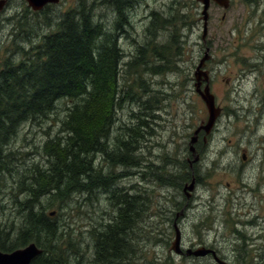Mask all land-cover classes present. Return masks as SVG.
Segmentation results:
<instances>
[{"label":"rangeland","instance_id":"rangeland-1","mask_svg":"<svg viewBox=\"0 0 264 264\" xmlns=\"http://www.w3.org/2000/svg\"><path fill=\"white\" fill-rule=\"evenodd\" d=\"M116 1L118 3L109 0L107 5L92 6V0H61L49 10L46 7L40 14L31 15L32 10L27 7L25 0H8L0 10V67L7 61L14 63L20 61V55L11 54L12 50L9 52L13 47V45L11 47L13 39L16 38V43L20 45L25 41L29 44L27 38H40L54 31L57 22L66 12L74 14L85 5L84 7L95 16L91 21L92 26H100L96 37L103 44L106 43V47L113 48L122 65L132 61L130 69L133 78L138 77L139 80L146 78L150 93H154L158 98L157 110L161 115L158 118L153 117L152 120L157 119L161 125L160 127L154 125L155 132L152 138L165 145L160 143L156 145L154 139L146 140L148 135L145 134L142 138L145 151L141 149L142 151L136 152L137 154L144 152L145 155H142L144 160L150 157L157 164H165L168 161L164 154L157 155L162 153L163 149L183 161L187 141L200 121L207 117L204 104L194 90L196 75H202L203 78L205 70H211L212 93L215 95L216 103L224 107L225 114L217 121V129L212 132L201 153L200 164H194L199 168V175L205 170L211 173L208 178H204L205 185L197 183V188L195 187L189 199H186L187 191L183 193L176 185L162 182L158 186H151L154 181L142 182L140 187L144 189L145 212L141 216L142 219L137 222L136 231L139 232L140 238L129 264H218L210 254L187 256L170 251L175 233L172 223L180 229V244L184 250L186 247L196 249L203 246L214 249L221 259L230 264H264V193L259 196L260 188L255 196L254 190L248 197L242 199L239 196L241 187L238 186L239 180L252 181L257 172L264 178V100L246 99L243 94H239L241 89L238 88L242 70L252 69L258 59L264 58V0H257L258 9H255L256 0H231L227 8L209 4L210 19L204 35L205 40L207 36V49L204 50L200 39L203 20L201 18L198 20L201 10L197 0H177L178 4L174 5L177 6L176 9L174 8L172 14L166 17L170 18V23H161L156 27L155 34L150 30L149 23L152 20L140 16L144 13V8L148 12L149 8H159L161 0H142L136 11L129 13V17H123L120 13L126 4L120 5L122 0ZM103 9L111 12L106 13ZM176 10L179 15L177 20ZM16 14L21 15L18 23L12 19ZM173 34H176L175 37ZM171 36L174 39L169 44ZM166 44L171 47L169 51L172 54L168 61L157 54H152L154 48L159 50V46ZM165 52L167 51H163L164 56ZM205 55L204 64L198 69L200 60ZM14 56L16 57L13 58ZM156 64L165 72L154 74L156 72L148 69ZM262 78L263 81L260 83L258 81L255 88L264 92V76ZM140 85L144 87L145 83L142 82ZM242 86L244 90L253 88V79L245 80ZM233 90L237 91L230 97ZM70 104L67 99L57 101L56 109L49 115L50 119L42 117V121L39 119L34 124L26 120L20 125L18 135L10 142L15 157L28 154L24 158L28 159L27 161H17V166L21 170L33 166L40 158L46 164L42 154L44 143L50 138L48 135L52 137L56 132L59 133L61 129L59 122ZM133 105L128 104L116 109L114 128L127 120ZM236 106L244 107L237 110ZM184 115L186 118H183ZM170 139L177 143L170 142ZM254 147L255 152L251 150ZM216 154L218 163L212 166L210 162ZM242 155L246 156L244 163L246 168L238 173L237 168L242 164ZM187 157L192 161L191 154ZM101 158L95 157L93 165L99 167L102 163ZM103 165L108 169L107 165ZM190 171L188 167L174 170L179 176ZM20 178L21 173L15 172L13 177L6 174L0 182V226H9L5 229L7 232L11 231V228L15 227L14 223L18 224L24 215L18 211L19 206L12 195L13 191L23 190ZM138 180L141 181L140 178ZM94 188L96 195L93 192L79 195L74 188L67 195L66 204L57 200L61 204L58 217L61 219L64 218V214H69L62 222L69 221L68 226L74 233L82 235L81 240L84 244L90 241L95 244V239L91 235L92 229L95 227L102 229V221L113 213L112 209L116 204L112 186L111 190L98 186ZM172 191L176 200L182 203V207L175 209L173 216L169 215L171 218L159 217L161 210L159 208V213L155 211V203L166 201L163 203L164 206L172 207L171 201L165 197L170 196ZM216 192L219 194L214 197ZM25 195L24 191H21L16 200L23 199ZM186 200H191L193 205L191 209L187 208L189 204H185L188 203ZM209 200L212 201L211 208ZM242 209L248 212L241 211ZM56 210V207L50 208L49 215H55ZM235 210H239L238 213H243L248 219L239 220L242 215L234 216ZM228 215L231 222L226 221ZM235 223L245 231V234L237 231L233 232L237 234L230 233L231 229H235ZM153 233L156 234V238ZM206 233L204 242L201 238Z\"/></svg>","mask_w":264,"mask_h":264},{"label":"trees","instance_id":"trees-1","mask_svg":"<svg viewBox=\"0 0 264 264\" xmlns=\"http://www.w3.org/2000/svg\"><path fill=\"white\" fill-rule=\"evenodd\" d=\"M84 6L74 14L66 12L54 31L40 38H27L29 44L27 41L17 44L16 38L11 40L13 47L9 52L12 50L11 54L20 55V61H7L0 67V182L6 174L13 177L15 172L21 173L19 181L23 190L13 191L12 195L19 206L18 211L24 214L18 224L14 223L11 231H5L9 226H0V251L9 252L33 242L42 251L31 264H129L140 238L136 231L137 222L145 212L144 189L140 187L142 182L154 181L151 186L166 182L180 190L191 177L205 185L204 178L211 173L205 170L199 175L198 167L192 165L190 168L186 158L181 162L172 154L164 156L169 159L167 163L173 161L169 169H166L167 163L159 166L150 158L144 160L138 157V140L143 144L145 134L149 141L154 134L149 125L158 121L152 120L159 117V112H156L158 98L150 93L146 78H133L130 69L132 61L122 65L113 48L106 47V43L96 37L100 26H92L95 16ZM177 12L175 20L179 17ZM20 17L16 14L12 19L18 23ZM169 20L163 19L161 23H170ZM173 39L171 36L169 44ZM170 48L167 44L161 45L159 50L154 48L152 54L168 61L172 55ZM164 50L167 51L166 56L163 55ZM158 65L148 69L156 72L154 74L165 72ZM142 82L144 87L140 85ZM63 99L71 104L59 122V133L52 137L48 135L50 138L44 143L42 154L46 164L40 158L33 166L21 170L17 161H27L24 158L28 154L15 157L10 140L18 135L20 125L26 120L34 124L39 119L42 121V117L50 119L57 101ZM128 104L134 105L127 120L114 128L116 109ZM97 156L102 157L99 167L93 165ZM142 167L148 169L143 170ZM184 167L191 171L183 176L174 172ZM131 176L133 179H130ZM243 182L251 184L250 179L239 180L238 186ZM96 186L113 187L116 207L102 221L101 230L92 229L95 244L91 241L84 244L82 235L74 233L68 226L69 221L62 222L69 214H64L61 219L58 217L61 204L57 200L66 204V197L74 188L79 195L84 192L96 195L97 192L93 191ZM255 187L254 196L261 188ZM242 189L239 194L242 199L252 193L251 190L243 194ZM21 191H24L25 197L16 200ZM262 193L263 188L258 191L259 196ZM165 197L171 201L172 207L164 206L166 201L155 203V211L159 213L160 208L159 217L171 218L169 215L173 216L182 203L176 200L173 191ZM209 204L212 205L211 200ZM54 207L57 208L55 215L50 216L48 211ZM226 221L231 222L230 216ZM234 231H237L236 228L231 232ZM240 233L245 234V231ZM205 235L207 233L201 238L204 242Z\"/></svg>","mask_w":264,"mask_h":264},{"label":"flooded vegetation","instance_id":"flooded-vegetation-1","mask_svg":"<svg viewBox=\"0 0 264 264\" xmlns=\"http://www.w3.org/2000/svg\"><path fill=\"white\" fill-rule=\"evenodd\" d=\"M139 1L140 0H122L120 5L126 4V6H125V9L121 8L120 13H122L123 16L125 15L124 17H129L130 16L129 13H131V12H133V11H135L137 9ZM108 2H109V0H92V6H95L97 4H99L101 6L102 5H107ZM161 2H162V4H161V6L159 8H149L148 7L150 9L148 15L146 16L148 19L149 18H154V17L166 18L167 16H169L174 11V5H175L174 4V0H168L166 2L164 0H162ZM230 2H231V0H230ZM230 2H229V6H230ZM197 4L201 7L199 2H197ZM210 5L217 6L214 3H211ZM46 7H47V10L52 8V6L46 5L41 10L37 11L38 14H40V12L43 11L44 8H46ZM255 9H257L256 6H255ZM103 10H106V9H103ZM109 12H111V11L106 10V13H109ZM114 12L116 13L117 11H114ZM103 14H104V12H103ZM117 16H120V15H117ZM209 19H210V14L208 16V23H209ZM198 20H200V19L198 18ZM152 29H154V26L152 27ZM204 37L205 36H203V37L201 36L200 37V39L202 40L201 42L203 44V50L205 48L207 49V45H206L207 36H206V40H205ZM252 67H253L252 69H248V70L244 69V70H242V75L239 76L238 88L241 89L239 91V94H243L244 98H246V99L255 98L257 100L262 101V100H264V98H263L264 97V92L257 91V89L255 88V84L258 81H259V83L263 81L262 77L264 76V58L258 59L257 63L254 66H252ZM205 71H206V76H204L203 78H202V75L200 76V79L198 80V86L197 87L202 91L204 89V87L206 85H208L209 86V90L212 93V81L213 80L211 78V70L206 69ZM204 78L207 79V82L202 80ZM250 78L253 79V88L248 89V90H244V88L242 89L243 82L245 80L250 79ZM236 91L237 90H233L231 92V94H230V97H233L234 96V92H236ZM258 95L261 97V99H260V97ZM218 106H219V109H220V114L218 115L217 120L215 119V121H214V123H213V125H212V127H211V129L209 131V133L206 134V133L200 131L198 133V135H197V140L195 142V146L197 148V155H199L200 157H201V153L204 151V149H205V147H206V145L208 143V140L212 136L211 135L212 132L217 129V121L225 114L224 107L222 105H219V104H218ZM236 107H237L236 108L237 110H242V107H244V106H241V107L240 106H236ZM206 121H207V117H206L205 120H201L200 122L202 123V125H204L206 123ZM254 149H255V147L253 149H251V150L254 151ZM192 156L194 158L195 154H192ZM245 157L246 156L242 155V164L240 166H238V168H237L238 173L243 172L244 169L246 168L245 165H244ZM186 159L189 160L187 156H186ZM201 160L202 159H199L198 161H194V162H189V161H187V162L189 163V165H191L192 163L193 164H200ZM210 163H211L212 166L218 163L217 154L214 156V159H212ZM255 186L261 187V188L264 187V178H263V176H262V174L260 172L256 173L255 178L251 181V184H246V183L243 182V184H241L239 187H241V188L243 187V189L241 190V193L247 194L251 190H252L251 192H253L256 189ZM239 194H240V191H239ZM229 198L232 199L231 196ZM237 214L242 215V218L239 217V220H241V221H245V220L248 219V217H245L243 213H238L237 212Z\"/></svg>","mask_w":264,"mask_h":264},{"label":"water","instance_id":"water-1","mask_svg":"<svg viewBox=\"0 0 264 264\" xmlns=\"http://www.w3.org/2000/svg\"><path fill=\"white\" fill-rule=\"evenodd\" d=\"M27 5L31 7L33 10H39L41 9L45 4L47 3H57L59 0H25ZM202 4V10H201V18L203 19V30H202V37L205 35L206 32V25H207V19H208V12L207 9L209 7L211 0H197ZM214 1L218 6H221L223 8H227L229 6L230 0H212ZM6 0H0V10L3 8ZM206 55L200 60V64L198 65V69L204 64ZM204 76H206V72H204ZM200 79L199 75H196L197 82L195 83L196 87L198 86V80ZM203 80V79H202ZM204 80H207L204 78ZM196 90L199 92L200 96L204 100L207 109H208V120L204 125L198 126L191 136L189 140V150L192 152V154L195 152L194 143L197 139L198 132L203 129L206 133H208L214 123V120L216 116L219 113V109L215 107L214 105V97L209 92L208 86L204 88V91H200L198 87ZM197 156H195V159ZM195 179L192 177L191 181L189 183H185L183 190L186 192L187 196L190 195L194 188ZM174 230H175V236L174 240L171 243L170 250H172L176 254H183V251L180 246V230L174 224ZM42 251L41 248H39L35 243L31 242L29 244H26L23 247L16 248L9 252H3L0 251V264H31V261L35 256L40 254ZM212 253V256L218 264H230L227 261L219 258L214 250L208 249L206 247H198L196 249L187 248L185 250V255H193V256H203L208 253Z\"/></svg>","mask_w":264,"mask_h":264},{"label":"bare ground","instance_id":"bare-ground-1","mask_svg":"<svg viewBox=\"0 0 264 264\" xmlns=\"http://www.w3.org/2000/svg\"><path fill=\"white\" fill-rule=\"evenodd\" d=\"M97 234V233H96ZM23 247V246H22Z\"/></svg>","mask_w":264,"mask_h":264}]
</instances>
